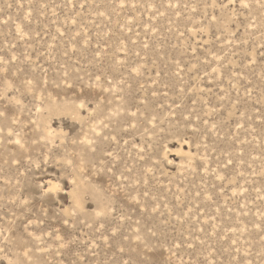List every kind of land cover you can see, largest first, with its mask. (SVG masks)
<instances>
[{
    "label": "rangeland",
    "instance_id": "rangeland-1",
    "mask_svg": "<svg viewBox=\"0 0 264 264\" xmlns=\"http://www.w3.org/2000/svg\"><path fill=\"white\" fill-rule=\"evenodd\" d=\"M0 264H264V0H0Z\"/></svg>",
    "mask_w": 264,
    "mask_h": 264
}]
</instances>
